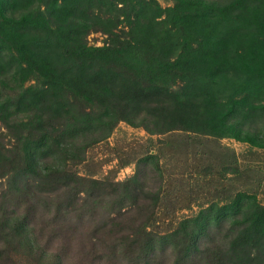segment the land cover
Returning <instances> with one entry per match:
<instances>
[{
    "label": "trees",
    "instance_id": "1",
    "mask_svg": "<svg viewBox=\"0 0 264 264\" xmlns=\"http://www.w3.org/2000/svg\"><path fill=\"white\" fill-rule=\"evenodd\" d=\"M165 1L0 0V264H264L220 142L264 150V0ZM121 122L132 174L80 173Z\"/></svg>",
    "mask_w": 264,
    "mask_h": 264
},
{
    "label": "rangeland",
    "instance_id": "2",
    "mask_svg": "<svg viewBox=\"0 0 264 264\" xmlns=\"http://www.w3.org/2000/svg\"><path fill=\"white\" fill-rule=\"evenodd\" d=\"M160 2L163 6L167 4L165 0H160ZM104 38L105 36L99 32H92L87 36L90 44L97 45H101ZM146 136V133L141 128H135L121 122L115 127L109 137L100 140L88 148L86 160L83 164L78 165L77 168L80 173H84L86 169L93 171L95 172V177H103L109 171L114 174L116 170L114 174L115 179L122 180L132 174L134 164H127L117 168L121 162L119 155L124 156L127 153L132 154L139 151L145 142ZM220 142L235 152L237 155V164L240 168H247L246 173L248 174V178L245 177L247 181L244 182V179L241 178L239 182L235 180L233 184L236 187L240 184L245 185L247 187L246 189L254 193L257 199L264 204V150L254 147L251 148L246 143L229 138L221 139ZM191 162L192 159L190 158L188 163L191 164ZM179 164L184 163L181 162ZM180 167L182 168L183 166L181 165ZM186 167L189 168L190 166L186 164ZM3 182L4 179H0V188L4 186ZM180 183L183 185L185 182ZM189 183L190 178L186 176V186L190 185ZM183 212L185 213V210Z\"/></svg>",
    "mask_w": 264,
    "mask_h": 264
}]
</instances>
